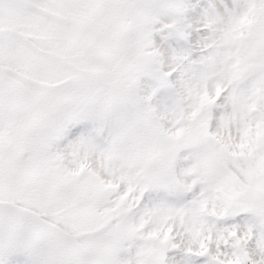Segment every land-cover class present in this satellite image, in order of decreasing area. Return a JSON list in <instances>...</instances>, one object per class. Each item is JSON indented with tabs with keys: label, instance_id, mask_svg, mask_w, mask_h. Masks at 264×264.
I'll return each instance as SVG.
<instances>
[{
	"label": "snow or ice",
	"instance_id": "snow-or-ice-1",
	"mask_svg": "<svg viewBox=\"0 0 264 264\" xmlns=\"http://www.w3.org/2000/svg\"><path fill=\"white\" fill-rule=\"evenodd\" d=\"M0 264H264V0H0Z\"/></svg>",
	"mask_w": 264,
	"mask_h": 264
}]
</instances>
